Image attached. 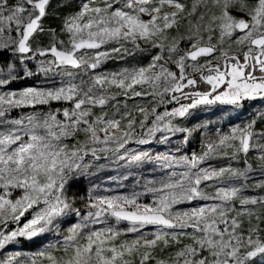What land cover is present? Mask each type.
Listing matches in <instances>:
<instances>
[{
    "label": "snow or ice",
    "instance_id": "obj_1",
    "mask_svg": "<svg viewBox=\"0 0 264 264\" xmlns=\"http://www.w3.org/2000/svg\"><path fill=\"white\" fill-rule=\"evenodd\" d=\"M53 14V0H0V250L56 237L0 264H264V195L245 194L264 192V114L199 153L182 145L207 125L179 123L264 101V0H79L59 30ZM141 53L146 65L102 70ZM32 77L45 86L11 88ZM110 169L132 190L99 194ZM85 181L86 196L72 191Z\"/></svg>",
    "mask_w": 264,
    "mask_h": 264
},
{
    "label": "rangeland",
    "instance_id": "obj_2",
    "mask_svg": "<svg viewBox=\"0 0 264 264\" xmlns=\"http://www.w3.org/2000/svg\"><path fill=\"white\" fill-rule=\"evenodd\" d=\"M181 31H184V29H181ZM33 86H45L44 85V78L43 77H32V78H25L22 80H18L14 82L11 85L12 89H23L26 87H33ZM187 102V101H184ZM46 107V106H44ZM174 106L168 107L169 109ZM164 109V108H163ZM23 111H30V109H26ZM163 111V110H162ZM264 114V101H253V102H245L243 107L239 110H234L232 106L230 105H213L210 107H202L200 109H197L193 112V114L186 118L187 120H190L194 117L199 118L202 120V122L195 123V125L205 124L207 125V128L201 129L199 132L193 133V136L190 138L189 144H183V149L187 153H191L189 151L188 147L193 143L194 139L199 138L200 144L203 145V141L207 138L211 137L212 139L216 138L217 132L216 130L219 129L221 132L227 133L229 128L236 124H242L243 122L247 121V118L254 114ZM13 115H18V112H13ZM196 137V138H195ZM182 142V134H177L176 137H173V143L174 144H181ZM138 146L135 144L132 148H137ZM142 148H149L152 147L154 150L157 151H164L165 146L162 145H152V146H140ZM211 163L215 166H221L225 163H227L226 160L218 159V160H212ZM106 176H110L111 174L116 177L118 175V172L115 170H108L105 172ZM153 174L156 175L157 178H159L160 172L159 170H156L155 173H153L151 170L143 172V175L145 177H151ZM134 176H139L141 173H134ZM256 177V176H255ZM254 178V177H253ZM103 185L101 186V189L104 188V184L108 185L107 189H110L109 192L105 194H117V193H125L132 190L133 186V180H129L126 182L127 187L126 188H118L117 183L115 181H110L107 178L103 180ZM254 192V191H253ZM103 193V192H102ZM246 195H256L254 193L250 192V189L245 193ZM195 203V202H194ZM191 205H183L181 207H190ZM29 215V217H28ZM30 212L26 215L24 220L21 222L23 224L26 219H30ZM75 222V220H73ZM69 225H64V227H68ZM121 228L126 227L127 225L125 223H122ZM12 227V226H11ZM99 227V225H97ZM145 232H152L154 229L150 226L144 230ZM138 235L136 233H130L126 235H122L120 237V241L123 240H131L135 238V236ZM56 237L52 234H47L43 237H37L34 238L32 241L24 240L21 238L20 243L16 245H10L4 250H0V253H3L0 257V259H3L6 255L12 253V249H16L22 246H32V254L36 253L39 250H42L43 248L47 247L49 244L55 243ZM119 242V241H118ZM187 242V241H185Z\"/></svg>",
    "mask_w": 264,
    "mask_h": 264
},
{
    "label": "trees",
    "instance_id": "obj_3",
    "mask_svg": "<svg viewBox=\"0 0 264 264\" xmlns=\"http://www.w3.org/2000/svg\"><path fill=\"white\" fill-rule=\"evenodd\" d=\"M63 2V0H53V10L54 13L53 15H50L48 18H46L44 20V25L46 28H56L57 30H59V27L63 21L64 16H66L69 12L73 11L76 9L77 5L79 4V0H70L71 3V7H62V8H57V3H61ZM173 35H175L176 33L173 31L172 33ZM39 39L43 42V43H47L49 37L48 36H41L39 37ZM153 52L155 50H152ZM150 60V55L148 53H141L136 55L134 58L133 57H128L126 58V60L124 61H120V60H110L108 61L105 65L102 66V70L104 71H117L122 67H128V66H133V65H146ZM205 87H207L206 85H201V90H203ZM139 99V98H138ZM131 103V102H130ZM58 104H53V107H58ZM172 106H176L175 104ZM164 110V109H163ZM257 117V114L251 115L250 117L247 118L248 120H251L253 118ZM202 122L201 119L199 118H192L190 120H187L186 118L182 121H179L181 126H185V127H189L191 128L192 125H194L195 123H199ZM258 123H264V121H259L258 119ZM196 138V137H195ZM135 144H131L130 147H134ZM189 151H195L197 153L201 152L203 149V145L200 144V140L199 138L194 139L193 143H191V145H189L188 147ZM219 166V165H218ZM110 176H113V174H111ZM106 173L102 174L101 177L99 179L96 180V183L100 184V186L103 185V180L106 179ZM256 179H261V177H259L258 175L256 177L253 178V180ZM90 185L87 183V181L83 182L80 185H77L76 187H74L72 189L73 192L78 193V195L80 196H86L88 193V189H89ZM108 185H106V183L104 184V188H107ZM254 191V192H253ZM250 192L254 193L256 195H264V192H260V190H252L250 188ZM99 194H105L104 192L99 193ZM14 196H18L20 195L19 191L15 192L13 194ZM145 202L148 201V198H144ZM29 217V215H28ZM15 226L10 227L13 228ZM32 246H22L16 249H12V253L13 252H21V253H26V254H32ZM174 251L173 249H168L166 251V253L164 255H167L168 252H172ZM3 253H0V257L3 256ZM157 255H160V253L157 251ZM26 256H21L20 259L24 260L26 259Z\"/></svg>",
    "mask_w": 264,
    "mask_h": 264
},
{
    "label": "water",
    "instance_id": "obj_4",
    "mask_svg": "<svg viewBox=\"0 0 264 264\" xmlns=\"http://www.w3.org/2000/svg\"><path fill=\"white\" fill-rule=\"evenodd\" d=\"M173 104H174V103H173ZM173 104H169V105H167V107H170V106H172ZM162 110H163V107H161V108L158 109V111H162ZM30 211H31V210H30ZM27 214H28V213L25 214V217H26ZM25 217H22V218H21L20 223L24 220ZM11 226H15V225L10 224V225H9V228H10Z\"/></svg>",
    "mask_w": 264,
    "mask_h": 264
},
{
    "label": "flooded vegetation",
    "instance_id": "obj_5",
    "mask_svg": "<svg viewBox=\"0 0 264 264\" xmlns=\"http://www.w3.org/2000/svg\"><path fill=\"white\" fill-rule=\"evenodd\" d=\"M174 105V104H173ZM171 107V106H170Z\"/></svg>",
    "mask_w": 264,
    "mask_h": 264
}]
</instances>
